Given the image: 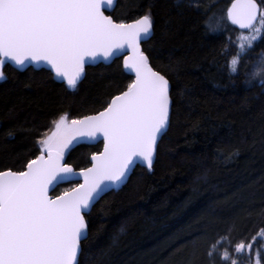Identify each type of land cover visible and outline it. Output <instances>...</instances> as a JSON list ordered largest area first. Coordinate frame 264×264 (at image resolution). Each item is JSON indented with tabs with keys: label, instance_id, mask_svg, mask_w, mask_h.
Instances as JSON below:
<instances>
[{
	"label": "trees",
	"instance_id": "1",
	"mask_svg": "<svg viewBox=\"0 0 264 264\" xmlns=\"http://www.w3.org/2000/svg\"><path fill=\"white\" fill-rule=\"evenodd\" d=\"M217 1L195 0L197 8L193 0H118L114 18L151 11L154 31L143 50L168 77L174 104L152 169L137 166L87 217L80 264H214L221 243L233 257L237 243L264 230V85L249 77L264 61V35L230 72L241 31L226 18L207 26L231 3ZM3 70L0 170H22L34 159L60 114L71 120L100 111L134 79L122 58L87 67L75 89L45 68L19 71L6 62ZM76 139L67 162L83 169L103 143Z\"/></svg>",
	"mask_w": 264,
	"mask_h": 264
},
{
	"label": "snow or ice",
	"instance_id": "2",
	"mask_svg": "<svg viewBox=\"0 0 264 264\" xmlns=\"http://www.w3.org/2000/svg\"><path fill=\"white\" fill-rule=\"evenodd\" d=\"M115 2L0 0V80L6 78L7 61L21 66L44 61L75 89L89 58H110L124 49L130 50L124 67L135 74L102 110L71 120L67 112L60 114L50 134L38 140L39 155L22 170H0V264H80L81 241L89 234L87 217L108 185L125 181L137 160L152 168L157 140L170 123L172 86L141 47L153 34L151 11L130 21L114 18L105 6L112 9ZM193 6L199 7L195 0ZM226 19L247 30L237 37L236 54L228 62L236 73L241 56L264 35V0H231ZM207 26L212 27L211 17ZM255 69L250 79L264 85V61ZM98 135L104 139L103 151L92 154L91 167L76 173L64 162L65 152L76 138ZM78 174L83 183L49 195L54 184ZM246 247L251 250L252 244L241 241L235 250ZM223 257L229 258L227 250ZM256 264H261L259 252Z\"/></svg>",
	"mask_w": 264,
	"mask_h": 264
},
{
	"label": "water",
	"instance_id": "3",
	"mask_svg": "<svg viewBox=\"0 0 264 264\" xmlns=\"http://www.w3.org/2000/svg\"><path fill=\"white\" fill-rule=\"evenodd\" d=\"M117 2H118V0H116V2H115V4H114V7L112 8V9H108V7H107V5L105 6V11L106 12H111L114 8H115V6L117 5ZM230 6H231V4H230ZM239 30H241V31H247L246 29H244V30H242V29H240V27L238 26V25H235ZM152 36V35H151ZM150 36V37H151ZM149 37V38H150ZM149 38H147L146 40H144V41H141V47H142V49H143V43L144 42H146ZM129 51L130 50H128V49H124V50H122L120 53H118L116 56H113V57H110V58H105V57H103L102 55H97V57H95V58H89L88 60H87V63L85 64V71H84V74L82 75V77L80 78V80L77 82V84H79L83 79H84V77H85V74H86V68L87 67H89V66H94V65H98V64H100V63H102V64H110V63H112L115 59H117V58H122V62H123V58H124V56H126V55H128L129 54ZM12 67H14L15 69H17V70H19V71H25L26 69H28V68H30V67H33V68H35V69H42V68H45V69H47V70H49L51 73H52V75H53V78L56 80V81H58V82H61V83H64V84H66L67 85V81H66V79H64V78H62V77H59V76H57L56 75V73L54 72V70H52V68H51V66L47 63V62H44V61H41V62H35V61H28V62H26L24 65H17V64H15L14 62H12V61H7ZM123 66H124V64H123ZM124 69L126 70V72L127 73H129L130 75H132L134 78H135V74L133 73V72H130L128 69H126L125 67H124ZM171 84V83H170ZM68 86V85H67ZM170 119H171V115H170ZM170 124V123H169ZM169 127V126H168ZM168 127L166 128V130L168 129ZM165 130V131H166ZM164 131V132H165ZM164 132L161 134V136H160V138H158V140H157V145H156V151H155V153H154V159H153V165H154V163H155V160H156V157H157V148H158V144H159V142H160V140H161V138H162V136H163V134H164ZM83 141H85L86 143H88V144H96V143H98V142H103V147H102V149H101V151L100 152H102L103 151V148H104V139H103V136L102 135H98L97 137H95V138H90V137H87V136H84V137H80ZM39 155V154H38ZM92 157V156H91ZM91 157H90V164H89V166L88 167H86V168H89V167H91L92 166V159H91ZM64 162L65 163H68L67 162V157H66V155H65V157H64ZM69 164V163H68ZM153 165H152V167H153ZM73 166V165H72ZM137 166H142V167H145V168H148L147 166H146V164L142 161V160H137L136 161V163L133 165V167H132V169L130 170V172H129V174H128V176H127V179L125 180V181H123V182H121L120 184H110V185H108V187L106 188V190H105V192L103 193V195L101 196V198L105 195V194H107V193H109V192H111V191H119L120 189H122L126 184H127V182L129 181V179H130V177H131V175H132V173L134 172V170H135V168L137 167ZM73 169L76 171V173H79L80 172V169H76L74 166H73ZM149 169V168H148ZM152 169V168H151ZM150 169V170H151ZM15 171V170H14ZM70 182H77L78 184L79 183H83V175L82 174H78V175H72V176H68L67 178H65L64 180H61V181H59V182H57L56 184H54L53 185V187L52 188H50V190H49V195L50 196H55L54 194H53V191L55 190V188L56 187H58L59 185H62V184H66V183H70ZM100 198V199H101ZM99 199V200H100ZM96 204V203H95ZM89 235V234H88ZM83 241L84 240H82L81 241V245H82V243H83ZM79 257H80V254H79V256H78V260H79Z\"/></svg>",
	"mask_w": 264,
	"mask_h": 264
},
{
	"label": "rangeland",
	"instance_id": "4",
	"mask_svg": "<svg viewBox=\"0 0 264 264\" xmlns=\"http://www.w3.org/2000/svg\"><path fill=\"white\" fill-rule=\"evenodd\" d=\"M218 16H216L212 20V27H214V28H216L214 25L216 23L215 21L219 19ZM224 17L226 18V15ZM221 21H219V23L217 24L218 26L221 24ZM77 140L78 139H75L73 141V143H75ZM221 242H223V241H221ZM224 243H221L217 247L216 253L214 251V253H215V255L213 257L214 264H232V260H235L236 264H256L257 252H259V258H260L261 264H264V232H261L259 235H257V237L251 242V244H252L251 250H249L246 247L241 252H239V253L236 252L235 256H233V257H230V254H229V258H227V259L223 257V252L225 250L228 251V249H226ZM245 245H248V244H245Z\"/></svg>",
	"mask_w": 264,
	"mask_h": 264
},
{
	"label": "flooded vegetation",
	"instance_id": "5",
	"mask_svg": "<svg viewBox=\"0 0 264 264\" xmlns=\"http://www.w3.org/2000/svg\"><path fill=\"white\" fill-rule=\"evenodd\" d=\"M218 1H219V0H218ZM218 1H217V2H218ZM257 1L260 2V0H257ZM115 8H116V7H115ZM115 8H114V9H115ZM114 9H113V11H114ZM113 11H112V12H113ZM112 12L109 13V14L112 15ZM144 14H145V13H144ZM142 15H143V14H142ZM207 15H209V12L207 13ZM218 15H222V13L220 12V13H218Z\"/></svg>",
	"mask_w": 264,
	"mask_h": 264
}]
</instances>
